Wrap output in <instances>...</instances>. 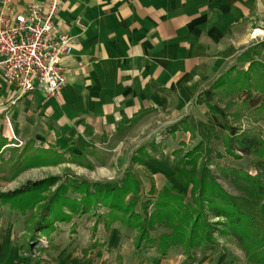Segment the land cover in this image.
<instances>
[{
	"label": "crops",
	"instance_id": "0c3cea01",
	"mask_svg": "<svg viewBox=\"0 0 264 264\" xmlns=\"http://www.w3.org/2000/svg\"><path fill=\"white\" fill-rule=\"evenodd\" d=\"M31 1L12 0L17 9ZM261 18L264 0H62L56 19L75 45L63 61L66 84L46 98L39 90L21 94L0 77V142L12 132L39 147L63 151L75 142L92 150L84 145L89 135L109 125L129 127L139 113L188 106L201 85L210 82V89L230 67L246 69L253 58L264 63V49L254 55V36L264 34L257 28ZM239 96L251 107L261 102L259 93ZM25 219L21 231L11 233L6 226L14 220L3 221L0 264H184L179 245L165 256L155 247L138 250L134 230L120 221L105 228L96 211L57 223L42 236L48 246L32 257ZM168 231L158 226L151 234ZM192 264L245 263L242 252L219 243L198 252Z\"/></svg>",
	"mask_w": 264,
	"mask_h": 264
},
{
	"label": "trees",
	"instance_id": "16d2710c",
	"mask_svg": "<svg viewBox=\"0 0 264 264\" xmlns=\"http://www.w3.org/2000/svg\"><path fill=\"white\" fill-rule=\"evenodd\" d=\"M258 49H264V40L256 45L254 55L258 54ZM210 88L220 89L223 97H231L241 90L261 93L262 102L250 111L264 120V63L261 60L253 58L246 69L230 67ZM208 107L212 113L217 112L211 105ZM143 114L145 112L135 115L130 125ZM176 129L174 126L172 130ZM222 142L225 151L234 158L245 155L253 159L254 174L236 167L222 170L239 194L224 189L208 164L199 163L201 145L197 144L186 152L179 169L173 172L178 184L182 187L190 185V201H185V193L177 187L163 186L155 192L152 182L148 192L150 197L139 203L134 196L140 193V178L127 170L113 182L89 181L73 176L29 180L13 190L0 191V205L22 215L31 212L24 222L30 246L39 244L57 223H69L75 215L99 213V207L105 228L120 221L127 229L136 232L133 243L138 250L155 247L159 256H165L170 247L179 245L184 264H192L198 252L217 246L216 236L219 235L231 237L244 251L245 264H264V139L258 131L248 129L225 134ZM5 144V141L0 142V150ZM157 148L151 146L153 152ZM174 151L177 154L181 150ZM150 156L148 147L141 146L132 155L131 162L142 164ZM84 158L83 154L65 157L55 149L37 147L29 140L23 146L11 149L9 165L2 168L3 173L8 174L3 179L10 181L26 169L64 162L91 167L89 161L83 163ZM158 226L169 231L154 237L151 232ZM97 246L96 241L91 243L82 249V255Z\"/></svg>",
	"mask_w": 264,
	"mask_h": 264
},
{
	"label": "rangeland",
	"instance_id": "374dc122",
	"mask_svg": "<svg viewBox=\"0 0 264 264\" xmlns=\"http://www.w3.org/2000/svg\"><path fill=\"white\" fill-rule=\"evenodd\" d=\"M257 28L264 31V18L260 19ZM254 37L255 44L264 40V34ZM262 60L264 61V56ZM216 79L214 78V81ZM209 84L210 82L201 85L194 92L188 106L186 104L185 107L178 108L171 104L168 108L151 111L132 126L120 125L118 127L116 124H112L102 132L90 134L84 145L92 150L81 151L80 144L75 142L63 151L60 150L61 147L55 148L65 157L72 153L75 155L83 154L85 157L83 163L89 161L91 167L64 162L53 166L29 168L20 172L13 180H4V175L8 174L3 173V170L9 165L8 159L11 149L25 144L15 133L11 132V140H7V144L0 150V191L13 190L29 180H40L48 176H58L64 179L73 176L89 181L113 182L119 180L125 171L130 170L136 173L141 181L140 193L134 196L139 203L150 197L148 192L152 182L155 186V192L163 186L177 187L185 193V201H190V185L182 187L178 184L173 177V172L179 169V164L184 160L186 152L200 144L199 163L208 164L209 169L224 189L232 194H239V191L231 183L230 177L224 176L222 170L236 167L254 174L253 159L245 155L239 158L229 155L223 146L222 137L225 134H233L235 131L254 129L264 139V120L258 119L259 116L250 111L256 106L251 107L252 104L248 99L241 100L239 95L243 90L231 97H223L220 89H209ZM11 90L17 91L13 87ZM247 92L250 95L259 93L256 91ZM258 97L261 98L262 102L261 93ZM208 105L215 108L217 112L212 113ZM174 126L177 129L173 131ZM185 127L188 130H185ZM20 140L21 143H19ZM151 144L159 146V149L157 148L153 152ZM141 146L148 147L149 153H151L150 158L145 159L142 164L132 163V155ZM177 149L181 151L175 154L174 150ZM137 209H139V205ZM98 211L99 214H102V209L99 207ZM29 213L31 212L27 211L25 215L19 212L14 213L8 206L0 205V228L3 227V221L8 218L11 221L14 220L12 225L6 226L9 232L21 231L22 221ZM221 237L223 238L221 239ZM216 238L217 245L221 243L236 254L242 252L245 263L244 251L237 246L231 237L217 235ZM46 241L48 244L47 239ZM27 247L31 250L32 248H43L39 244Z\"/></svg>",
	"mask_w": 264,
	"mask_h": 264
},
{
	"label": "built area",
	"instance_id": "2783aa9c",
	"mask_svg": "<svg viewBox=\"0 0 264 264\" xmlns=\"http://www.w3.org/2000/svg\"><path fill=\"white\" fill-rule=\"evenodd\" d=\"M61 2L32 0L17 9L12 0H0V77L21 94L39 90L51 98L66 84L63 61L75 45L56 19ZM39 245L46 248V239ZM39 253L32 248L27 255Z\"/></svg>",
	"mask_w": 264,
	"mask_h": 264
}]
</instances>
